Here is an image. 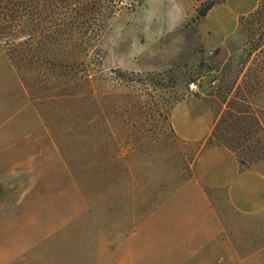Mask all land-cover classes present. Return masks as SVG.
<instances>
[{
	"label": "rangeland",
	"instance_id": "374dc122",
	"mask_svg": "<svg viewBox=\"0 0 264 264\" xmlns=\"http://www.w3.org/2000/svg\"><path fill=\"white\" fill-rule=\"evenodd\" d=\"M217 1L0 0V264H264L262 216L193 168L221 144L264 174V0L215 44ZM190 81L205 142L170 124Z\"/></svg>",
	"mask_w": 264,
	"mask_h": 264
},
{
	"label": "crops",
	"instance_id": "0c3cea01",
	"mask_svg": "<svg viewBox=\"0 0 264 264\" xmlns=\"http://www.w3.org/2000/svg\"><path fill=\"white\" fill-rule=\"evenodd\" d=\"M260 0H220L200 17L205 42L217 44L238 30L239 20L253 12ZM208 101L187 90L170 111V124L177 137L205 142L215 124ZM193 168L197 188L223 189L231 207L243 214H260L264 221V174L242 165L236 152L226 145L209 144L197 153ZM187 186L182 185L181 188Z\"/></svg>",
	"mask_w": 264,
	"mask_h": 264
},
{
	"label": "trees",
	"instance_id": "16d2710c",
	"mask_svg": "<svg viewBox=\"0 0 264 264\" xmlns=\"http://www.w3.org/2000/svg\"><path fill=\"white\" fill-rule=\"evenodd\" d=\"M262 0L259 1L258 3V6L257 8L255 9V12H251L250 14L248 15H254V14H258V8L260 7V3H261ZM218 2V1H217ZM216 2H210L208 3L206 6H204L203 8L199 9L197 11V16L201 17L203 15H205V13L215 4ZM245 19V17H241L240 20H239V28H240V25H241V22ZM211 137H213V133L211 132Z\"/></svg>",
	"mask_w": 264,
	"mask_h": 264
},
{
	"label": "built area",
	"instance_id": "2783aa9c",
	"mask_svg": "<svg viewBox=\"0 0 264 264\" xmlns=\"http://www.w3.org/2000/svg\"><path fill=\"white\" fill-rule=\"evenodd\" d=\"M188 90L196 91L197 90V84L195 81H190L187 83Z\"/></svg>",
	"mask_w": 264,
	"mask_h": 264
}]
</instances>
